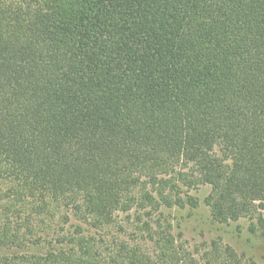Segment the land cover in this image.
I'll use <instances>...</instances> for the list:
<instances>
[{"label":"trees","instance_id":"obj_1","mask_svg":"<svg viewBox=\"0 0 264 264\" xmlns=\"http://www.w3.org/2000/svg\"><path fill=\"white\" fill-rule=\"evenodd\" d=\"M196 186L264 227V0H0V264H244Z\"/></svg>","mask_w":264,"mask_h":264},{"label":"rangeland","instance_id":"obj_2","mask_svg":"<svg viewBox=\"0 0 264 264\" xmlns=\"http://www.w3.org/2000/svg\"><path fill=\"white\" fill-rule=\"evenodd\" d=\"M186 191L199 200V207L171 214L175 234L181 235L179 238L185 241L186 246H203L218 241L233 248L244 264H264V227L258 217L243 218L231 224L215 223L204 204L210 188L196 186ZM259 213L264 216V210Z\"/></svg>","mask_w":264,"mask_h":264}]
</instances>
